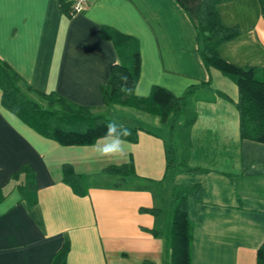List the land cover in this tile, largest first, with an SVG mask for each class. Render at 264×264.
<instances>
[{"label": "crops", "instance_id": "obj_1", "mask_svg": "<svg viewBox=\"0 0 264 264\" xmlns=\"http://www.w3.org/2000/svg\"><path fill=\"white\" fill-rule=\"evenodd\" d=\"M200 2L88 0L71 16L59 0L0 2V61L19 75L28 98L44 102L26 86L56 92L137 136L126 139L120 159L99 157L93 144L60 145L3 108L0 90V264H54L66 243L65 264H170L161 233L176 185L192 186L186 201L191 264H256L264 242V143L240 137L236 85L202 63L194 26ZM216 9L224 25L239 29L218 47L220 57L235 66H264V0H226ZM120 35L139 48L138 97L155 85L181 96L211 80L194 100L186 164L195 170L165 174L170 119L104 106L101 86L119 60ZM176 148L180 159L178 140ZM130 163L135 175L102 172ZM23 165L34 171L31 206L32 195L18 188L22 176L12 179Z\"/></svg>", "mask_w": 264, "mask_h": 264}, {"label": "trees", "instance_id": "obj_2", "mask_svg": "<svg viewBox=\"0 0 264 264\" xmlns=\"http://www.w3.org/2000/svg\"><path fill=\"white\" fill-rule=\"evenodd\" d=\"M226 0H201L194 26L196 29L199 55L206 69H216L230 79L238 89V98L234 105L239 116V133L242 139L264 143V66H235L218 53V47L239 33L236 26L223 24L216 5ZM68 16L73 15L71 7L65 0H59ZM118 53V62L110 68L108 81L101 86L104 106L111 104L128 105L142 108L160 117L162 122L171 121V137L165 146V174L172 178L180 170H195L187 166L186 160L191 150L190 129L195 121L194 100L200 89L211 85V80L188 87L181 96H175L161 86H153L147 97H138L122 91L124 78L127 87L134 88L139 76V48L136 41L120 35L114 40ZM27 91L35 93L45 104L27 97L21 86L19 75L8 64L0 61L1 105L16 115L25 124L40 135L52 139L60 145H90L97 137L103 136L109 122L102 114L95 112L94 107L79 105L56 92H42L31 86ZM217 95L230 98L223 92ZM213 99V97H211ZM183 117L181 123L178 121ZM175 129V130H174ZM126 139L135 142L134 130ZM177 140L181 144V158H176ZM70 166L65 164L63 171L70 173ZM102 172L119 176L135 175L132 164L109 165ZM21 181L18 188L23 196L32 195L27 200L29 206L35 203L34 171L29 165H23L13 180ZM121 185V181L116 183ZM192 186H174L171 208L168 214V225L163 235L170 256V264H191V245L193 223L186 208L187 196ZM156 234V232H154ZM67 243L57 253L54 264H65ZM256 264H264V242L256 251Z\"/></svg>", "mask_w": 264, "mask_h": 264}, {"label": "clouds", "instance_id": "obj_3", "mask_svg": "<svg viewBox=\"0 0 264 264\" xmlns=\"http://www.w3.org/2000/svg\"><path fill=\"white\" fill-rule=\"evenodd\" d=\"M122 91L129 94L143 95L138 87H127V78H124V85ZM107 131L103 136L97 137L91 146L97 155L101 158L120 159L125 154L126 138L130 136L131 130L124 127L123 124L116 121H109L106 124Z\"/></svg>", "mask_w": 264, "mask_h": 264}, {"label": "built area", "instance_id": "obj_4", "mask_svg": "<svg viewBox=\"0 0 264 264\" xmlns=\"http://www.w3.org/2000/svg\"><path fill=\"white\" fill-rule=\"evenodd\" d=\"M69 3L73 14L83 11L88 5V0H65Z\"/></svg>", "mask_w": 264, "mask_h": 264}, {"label": "rangeland", "instance_id": "obj_5", "mask_svg": "<svg viewBox=\"0 0 264 264\" xmlns=\"http://www.w3.org/2000/svg\"><path fill=\"white\" fill-rule=\"evenodd\" d=\"M39 99H40V98H39ZM40 100H41V99H40ZM42 101H43V100H42ZM43 103L45 104V101L42 102L41 104L44 105ZM180 120L182 121V120H183V117H182ZM176 157H177V160L179 161V160H180V159H179V152L176 153Z\"/></svg>", "mask_w": 264, "mask_h": 264}, {"label": "snow or ice", "instance_id": "obj_6", "mask_svg": "<svg viewBox=\"0 0 264 264\" xmlns=\"http://www.w3.org/2000/svg\"><path fill=\"white\" fill-rule=\"evenodd\" d=\"M0 2H2V0H0Z\"/></svg>", "mask_w": 264, "mask_h": 264}]
</instances>
